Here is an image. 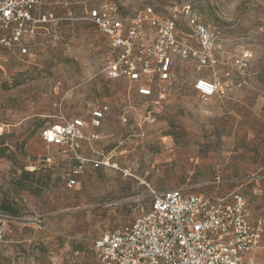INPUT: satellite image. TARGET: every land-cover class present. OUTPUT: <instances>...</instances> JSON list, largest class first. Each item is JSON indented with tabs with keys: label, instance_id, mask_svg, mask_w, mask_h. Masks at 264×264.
<instances>
[{
	"label": "rangeland",
	"instance_id": "374dc122",
	"mask_svg": "<svg viewBox=\"0 0 264 264\" xmlns=\"http://www.w3.org/2000/svg\"><path fill=\"white\" fill-rule=\"evenodd\" d=\"M102 1L44 0L42 13L64 19L28 39V53L0 55V209L14 217L0 238V264H97L94 240L147 212L152 189L237 192L251 220L264 223V0H108L124 16L151 6L168 17L189 3L222 31L218 64L178 60L176 85L157 108L102 72L115 52L82 19ZM247 50L253 57L237 63ZM201 76L218 80L219 92L203 98L194 88ZM104 105L99 139L84 140L81 155L107 165L79 168L43 141V128L63 116L88 121Z\"/></svg>",
	"mask_w": 264,
	"mask_h": 264
},
{
	"label": "built area",
	"instance_id": "2783aa9c",
	"mask_svg": "<svg viewBox=\"0 0 264 264\" xmlns=\"http://www.w3.org/2000/svg\"><path fill=\"white\" fill-rule=\"evenodd\" d=\"M43 3L0 0V55L11 47L28 53V39L43 26H57L64 19L42 13ZM85 13L82 19L106 35L115 52L102 72L124 78L138 97L151 101L154 108L160 107L175 87L178 60L193 59L199 68L214 67L219 62L217 53L224 47L221 29L203 23L189 3L176 7L168 17L151 6L124 16L119 6L108 0ZM182 15L187 19L188 34L181 31ZM251 57L253 53L247 50L237 63H246ZM220 86L218 80L203 76L194 82L195 90L205 99L217 94ZM108 111L106 105L95 107L88 121L63 116L59 123L43 128L42 139L76 159L79 168L86 162L92 168L107 165L102 158L83 157L81 144L99 139ZM151 197L147 212L94 240L97 264H264L255 256L262 248L264 223L251 220L240 193L213 196L186 188L152 189ZM13 219L0 209V238L6 223Z\"/></svg>",
	"mask_w": 264,
	"mask_h": 264
},
{
	"label": "crops",
	"instance_id": "0c3cea01",
	"mask_svg": "<svg viewBox=\"0 0 264 264\" xmlns=\"http://www.w3.org/2000/svg\"><path fill=\"white\" fill-rule=\"evenodd\" d=\"M264 252V246L259 250V253H260V257H259V253H258V257H257V259H258V261H260V262H262V263H264V261H262V258H263V253Z\"/></svg>",
	"mask_w": 264,
	"mask_h": 264
}]
</instances>
